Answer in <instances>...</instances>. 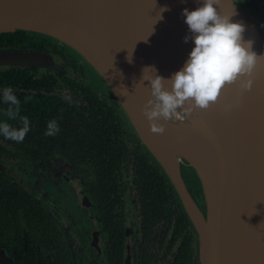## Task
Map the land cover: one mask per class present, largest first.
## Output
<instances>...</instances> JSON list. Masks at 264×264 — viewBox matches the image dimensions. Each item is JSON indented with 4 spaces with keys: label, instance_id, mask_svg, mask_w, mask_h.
Instances as JSON below:
<instances>
[{
    "label": "flooded vegetation",
    "instance_id": "af4514ba",
    "mask_svg": "<svg viewBox=\"0 0 264 264\" xmlns=\"http://www.w3.org/2000/svg\"><path fill=\"white\" fill-rule=\"evenodd\" d=\"M236 1L264 39V0ZM44 48L59 71L10 66L31 81L12 88L38 97H17L30 120L24 141L0 136V252L13 264H200L187 211L115 97L91 86L68 50ZM6 107L0 100V121ZM50 120L60 128L53 137L44 134ZM181 175L206 216L196 173L181 165Z\"/></svg>",
    "mask_w": 264,
    "mask_h": 264
},
{
    "label": "water",
    "instance_id": "95a60500",
    "mask_svg": "<svg viewBox=\"0 0 264 264\" xmlns=\"http://www.w3.org/2000/svg\"><path fill=\"white\" fill-rule=\"evenodd\" d=\"M200 2L0 0V35L22 31L65 48L115 97L187 211L199 237L200 264H264V59L253 70L250 91L241 95L239 81L226 86L215 105L193 110L188 118L196 128L181 124L180 136L173 120L160 121L162 135L152 134L141 111L151 98L143 69L154 66L156 75L168 79L183 67L194 45L184 42L190 33L181 12L194 11ZM217 10L234 12L230 22L241 23L244 40L264 56L258 24L241 4L221 0ZM10 66L59 71L60 64L38 49L0 51V67ZM150 71L144 75L153 76ZM183 135L193 142L180 150ZM181 165L191 167L200 181L206 216L186 189ZM0 264L13 263L0 252Z\"/></svg>",
    "mask_w": 264,
    "mask_h": 264
},
{
    "label": "clouds",
    "instance_id": "9594fccd",
    "mask_svg": "<svg viewBox=\"0 0 264 264\" xmlns=\"http://www.w3.org/2000/svg\"><path fill=\"white\" fill-rule=\"evenodd\" d=\"M220 4L221 0H201L194 11L182 10L181 15L190 33V36L184 37V42L191 39L194 47L179 71L165 79L156 75L154 66L143 69L142 81L149 82L151 98L141 111L152 134L162 135L165 132V126L160 121L168 123L173 119H187L194 109H209L217 103L226 86L239 81L241 95L251 90L253 70L264 56L258 57L252 51L253 42L244 40V26L230 22L234 12L222 15L217 10ZM167 10L162 8L161 12ZM146 70H151L154 75H144ZM28 99L30 97L25 98V103ZM0 100L7 106L3 109L6 119L0 121V136L16 143L23 142L30 131V120L20 115L21 102L14 95V89L5 86ZM238 103L237 100L236 106ZM8 121H18L21 126H13ZM59 131L58 122L50 120L44 134L53 137Z\"/></svg>",
    "mask_w": 264,
    "mask_h": 264
},
{
    "label": "trees",
    "instance_id": "16d2710c",
    "mask_svg": "<svg viewBox=\"0 0 264 264\" xmlns=\"http://www.w3.org/2000/svg\"><path fill=\"white\" fill-rule=\"evenodd\" d=\"M31 37L26 35L22 31H17L15 33L1 34L0 35V45L11 47V48H31L45 51L46 40L41 42L39 46L38 43H33L30 39ZM52 45L51 43H49ZM26 73L15 67H10L8 71L0 73V87L10 86V87H24L25 84H31L30 78H28ZM10 83V85H9ZM17 97H38L30 93H14ZM2 97V93L0 94Z\"/></svg>",
    "mask_w": 264,
    "mask_h": 264
},
{
    "label": "bare ground",
    "instance_id": "6f19581e",
    "mask_svg": "<svg viewBox=\"0 0 264 264\" xmlns=\"http://www.w3.org/2000/svg\"><path fill=\"white\" fill-rule=\"evenodd\" d=\"M150 74L151 75H154V73L152 71H150ZM190 121L191 120L189 118H187V119H180V120L173 119V122L176 125V129H177V132H178L179 136H180V125L181 124H185L189 128H192V129L196 128V126L193 123H191ZM179 139H180V144L181 145L178 146V148L180 150L183 149V148L189 147V145L193 142V140L189 137V135H183Z\"/></svg>",
    "mask_w": 264,
    "mask_h": 264
},
{
    "label": "rangeland",
    "instance_id": "374dc122",
    "mask_svg": "<svg viewBox=\"0 0 264 264\" xmlns=\"http://www.w3.org/2000/svg\"><path fill=\"white\" fill-rule=\"evenodd\" d=\"M255 20V19H254ZM35 39H38V38H35ZM89 84L93 87H96L98 89L99 92H107V90L100 85L99 82H97L93 77L90 76V82Z\"/></svg>",
    "mask_w": 264,
    "mask_h": 264
}]
</instances>
